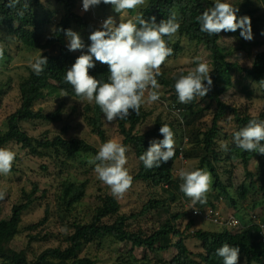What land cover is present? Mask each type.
Wrapping results in <instances>:
<instances>
[{"label": "rangeland", "instance_id": "374dc122", "mask_svg": "<svg viewBox=\"0 0 264 264\" xmlns=\"http://www.w3.org/2000/svg\"><path fill=\"white\" fill-rule=\"evenodd\" d=\"M228 2L237 7L238 12L248 9L255 12L256 26L255 30L252 31L253 39L251 41H246L240 36V29L235 32L222 31L220 33V46L231 52L229 62L236 63L241 68L249 69L252 67L255 56L264 51V4L261 0H228ZM146 5L147 0L144 6L120 14L116 13L111 5H108L105 9L96 6L85 12L82 10V0H77L74 12L87 19L96 29L109 16H112L118 24L120 18L127 21L136 15H140ZM41 6L38 12L39 19L44 20L46 18L48 22L42 28L46 41L54 33L65 11L64 7L55 0H42ZM72 30L80 34L85 48H87L91 43L89 35L93 30L81 29L76 25L72 26ZM0 36L1 45L6 51L3 59H0V93H3L0 98L1 134L7 131L8 118L21 106L20 85L29 76L31 70L29 60L40 55L41 50H32L25 47L12 37L5 27L0 30ZM171 41L173 45L178 44L180 49L176 53L173 51L161 67V74H165L166 78L179 74L181 70L187 72L188 69L195 67L193 60L196 56L207 60L212 68L210 54L204 46L191 42L178 33L171 37ZM66 43H68L67 38ZM58 51V48H56L41 51V53L42 55L44 53L56 55ZM74 52L77 53L79 50ZM233 83L234 85L230 91L223 96V102L251 117H257L264 112V86L252 83L242 72L238 71L233 73ZM159 91L161 93L159 101L143 105L144 110L149 113V117L145 123L138 127L137 134H144L154 129L156 120L161 118L164 122H174L178 126L177 135H174L175 147L183 146L185 151L193 150L192 133L198 130L202 133L206 132L212 126L216 107L210 106L208 100L198 97V109H206L204 114L192 119L189 125L184 123L185 128L179 129L176 120L178 119V112L174 115L171 110L178 105L182 115L184 110L181 106L187 104L179 102L175 104L172 97L174 93L168 88L161 86ZM61 96L62 92L49 95L35 106L36 111L42 110L44 113H54L59 108L62 109L61 122H24L21 123L22 129L36 140L44 138L52 140L57 136H61L65 140H83L98 150L103 142L94 134L93 128L88 124V117L92 116V113L86 112L85 109L86 106L92 107L94 103L79 102L69 96ZM208 106H210L209 109H207ZM196 110L195 108L194 112ZM102 123L107 140L115 139L121 143L123 142L117 120L108 123L103 115ZM219 127L220 135L216 141V153L219 155L220 161L218 163L214 162V165L222 183L228 186L230 196L237 202L238 210L234 208L231 200L226 199L218 190L213 188V178L208 197L214 208L207 206L205 209H216L223 218L232 215L242 224L252 219L264 223V203L259 208L254 209L256 202H264V194L260 190L261 184L258 182L256 185L257 191L250 192L245 201H240L238 188L245 182L246 173L240 162L227 159L228 151L234 144L233 134L239 127L234 115L228 113L219 123ZM182 133H184V136ZM182 137L184 139L188 138L189 141L186 142L187 139H183L182 144ZM224 145H227V150L223 147ZM6 147L16 153L12 165L15 171L0 174V191L5 193L4 198L1 199L3 209L1 218H10L12 208L15 205L25 203V195L31 194L35 189V185L38 187L35 198H39L23 214L20 234L12 241L10 248L18 253L24 251L30 262L36 261L48 249H67L70 245L68 238L74 232L73 225L90 223L97 209L103 205L105 197L113 196L110 188L97 178L94 171L95 165L89 163L90 158L94 156L79 155L76 159H64V161L62 156L57 158L51 152H47L49 157L45 158L33 156L27 149L16 143H11ZM126 156L128 161L126 167L129 169L130 174L135 177L139 172L140 162L132 149L127 150ZM201 156L199 153L198 157L179 159L174 166L175 180H180L178 175L180 169L199 167ZM258 166L259 161L253 159L249 166V172L257 173ZM65 182L74 183L77 186L86 185L85 198L70 211H67L62 199V185ZM245 184L248 185L249 183L246 182ZM115 198L121 205L120 213L125 215L140 213L143 206L154 198L168 201L169 208L167 211L151 212L130 222L132 230L142 229L147 235H151L160 226L168 222L171 215L186 214V218L178 221L176 225L177 229L186 238L185 242L189 251L193 254V259L197 261H200L198 256L203 254L204 251L201 243L191 238L190 234L198 230L206 232H221L224 230L222 226L214 225L202 217H197L195 210L201 211L202 209L196 203L193 204L180 191V184L176 182L170 186L155 188L147 183L137 181L122 197ZM47 210H49L47 223L35 231L27 230L31 224L42 221ZM254 216H256V219H254ZM190 220L194 221V227L191 228V231L187 230V224ZM112 221L110 219L106 220L108 223ZM35 237L38 238L37 241H33L32 238ZM131 250V245L119 243L113 238H107L85 245L79 257H89L102 264H160L158 263L160 260L170 261L177 254L175 249L161 254H153L138 248ZM0 264L7 263L0 260ZM238 264H246V261L241 259Z\"/></svg>", "mask_w": 264, "mask_h": 264}, {"label": "trees", "instance_id": "16d2710c", "mask_svg": "<svg viewBox=\"0 0 264 264\" xmlns=\"http://www.w3.org/2000/svg\"><path fill=\"white\" fill-rule=\"evenodd\" d=\"M41 1L15 0L13 3V0H0V30L5 27L12 37L29 49L47 51L58 48L59 50L56 55L44 53L43 56L47 57L48 63L44 66L43 72L37 76L31 69L28 78L21 83V106L8 118L7 131L0 134V147L16 143L27 149L31 155L41 158L49 157L47 152L54 153L57 158L62 156L63 160L76 159L79 155L95 156L98 150L83 140H65L61 136H57L52 140L47 138L36 140L30 137L21 127V123L24 122L59 123L62 121V109L60 108L54 113H44L42 110H35V106L49 95L66 91L69 97L79 100L72 86L64 81V76L66 75V70L81 55V50L75 53L67 49L66 36L63 30L72 29L74 25L89 31L95 29L87 19L80 17L74 12L77 0H55L64 7L65 14L57 24L54 33L45 41L42 28L48 22L46 18L44 20L39 19L38 12L42 7ZM261 1L264 4V0ZM107 6L104 3L99 5L102 9ZM212 6L213 0H147V5L140 14V16L149 21H151L152 17H155L157 23L163 19L167 20L171 15L175 14L176 19L180 22V28L177 33L188 38L191 42L204 46L210 54L213 70L210 75L213 85L203 98L209 101L210 106H215L216 110L212 126L206 132L202 133L198 130L192 133L193 150L185 151L183 146L175 147V155L172 160L162 163L159 168L148 169L139 159L140 155L148 149L150 141L163 139L162 134L159 132L162 124L167 123L175 135H177L178 126L174 122L168 123L158 118L154 129L144 134H137L138 127L145 123L149 117V113L144 110L143 106L138 115L132 112L126 119H117V122L119 133L123 137L122 144L127 147V150L132 149L140 162L139 172L133 177V183L141 181L155 188L170 186L174 182L181 184L182 181L175 180L174 177L175 163L180 159L181 155L183 158H191L198 157L200 153L202 156L199 168H204L211 173L214 179L213 188L218 190L226 199L231 200L232 205L237 209V202L230 196L228 186L222 183L214 165V162L218 163L220 161V157L216 153V141L220 135L219 123L228 113H231L235 117L239 130L250 119L264 120V112L257 117H251L227 105L222 98L234 85L233 73L235 71L242 72L252 83L264 86V51L255 56L252 67L249 69L241 68L238 64L229 62L231 52L224 50L220 46V33L210 36L201 32L200 22L196 19L205 9ZM237 15L238 17L249 16L251 18L252 31L255 30L256 19L253 10H243L238 12ZM164 39L175 53L179 51V45H173L171 38L166 36ZM1 42L0 36V47H2ZM82 51L87 52V48ZM5 53L6 51L4 50ZM89 72L90 75L97 79L107 82L109 76L107 65L95 62V67L90 69ZM184 73L186 74L187 72ZM177 76L178 74H175L171 78H166L165 74H161L157 77L162 87L168 88L174 93L172 97L175 104L179 102L174 88ZM2 95L3 93H0V98ZM177 107L179 109L180 106L177 105ZM181 107L184 112H182V115L180 113L178 117H182V120L176 119L179 129L185 128L184 123L189 125L192 119L204 114L206 110L198 109V97L186 106L182 105ZM195 108L197 110L194 112ZM85 109L86 112L92 113V116L88 117V124L93 128L94 134L99 137L101 142H106V132L102 123L103 113L99 106L94 104L92 107L86 106ZM171 112L173 113V110ZM182 134L184 136V133ZM183 139L184 137L181 139L182 144L185 139H187L186 142L189 141L188 138ZM227 159L233 162H240L246 173L245 182L238 188L240 201H245L250 192L257 191L256 185L258 182L261 184L260 190L264 194V155L243 151L233 144L228 151ZM253 159L259 161L258 170L255 174L249 172V166ZM14 171L15 169L12 167L10 172ZM246 182L249 184H245ZM62 187V199L67 211H70L85 198V184L77 186L74 183L65 182ZM37 193L38 187L35 185L32 193L25 195V203L15 205L12 208V214L8 219L1 218L3 209L0 199V260L7 264H102L89 257L80 258L79 255L85 245L107 238H113L119 243L131 245V251L136 248L144 249L153 254L167 253L171 249L177 251L173 259L170 261L160 260L158 262L160 264H223V260L216 254V250L224 243L240 248L239 261L244 259L246 264H264V247L260 243V228L253 223V220L243 223L241 227L234 229L224 228L221 232L201 230L192 232L190 234L191 238L200 242L204 251L203 254L198 256L200 261H197L193 259V254L186 245V238L177 229L176 225L178 221L186 218V214L171 215V219L168 222L160 226L151 235H147L142 229L138 231L132 230L130 222L151 212L167 211L169 208L168 201L154 198L143 206L140 213L125 215L120 213L121 205L114 196L105 197L103 205L97 209L90 223L73 225L74 232L68 238L70 245L67 249H48L36 261L30 262L24 251L18 253L10 248V244L20 234L23 214L39 199L35 198ZM263 203L256 202L254 209L259 208ZM196 205L202 209L201 211H205L207 206L214 208L208 193L206 202H197ZM48 215L49 210H47L46 216L42 221L37 224H31L27 230L35 231L43 227L48 221ZM107 219L113 221L108 223L106 222ZM193 227L194 221L190 220L187 224V230L191 231ZM32 239L37 241L38 238ZM174 240L176 241L174 242Z\"/></svg>", "mask_w": 264, "mask_h": 264}, {"label": "clouds", "instance_id": "9594fccd", "mask_svg": "<svg viewBox=\"0 0 264 264\" xmlns=\"http://www.w3.org/2000/svg\"><path fill=\"white\" fill-rule=\"evenodd\" d=\"M15 0H13V3ZM101 3L113 6L116 13L136 10L146 4V0H82V10L99 6ZM10 6H12L10 4ZM239 9L228 0H213V6L205 9L196 19L200 22V31L208 35H218L222 31L235 32L240 29V36L246 41L253 39L251 18L247 15L238 17ZM22 14V13H21ZM139 25V26H138ZM180 28L175 14L167 20L156 22L136 15L127 21L116 20L109 16L89 35L90 45L87 52L82 51L85 44L80 34L72 29H65L67 49L81 50L75 62L66 70L64 81L72 86L79 102L94 103L99 106L108 123L126 119L132 112L137 115L145 104L160 100L161 85L157 77L161 75V67L173 53L164 37L171 38ZM4 57V49L0 47V59ZM95 62L108 66V79L103 82L89 70ZM48 63L47 57L40 55L30 58L29 66L39 76ZM195 67L185 74L180 71L175 78V93L179 103L189 104L196 97L203 98L210 91L213 71L207 60L196 56ZM206 82V83H205ZM69 96L62 92V96ZM175 115V113H174ZM182 120V117H178ZM162 140L153 139L149 147L139 159L148 169L159 168L175 155V139L172 128L164 123L159 129ZM234 144L246 152L264 155V120L256 118L233 134ZM227 150V145L223 146ZM127 147L115 139H109L99 146L96 155L89 163L95 165L97 178L111 190L114 197H122L133 184L127 164ZM16 153L8 147H0V174L11 171ZM182 181L180 191L193 204L206 202V195L211 190L212 176L204 168H182L179 170ZM0 191V199L4 198ZM223 264H238L240 248L224 243L216 250Z\"/></svg>", "mask_w": 264, "mask_h": 264}, {"label": "built area", "instance_id": "2783aa9c", "mask_svg": "<svg viewBox=\"0 0 264 264\" xmlns=\"http://www.w3.org/2000/svg\"><path fill=\"white\" fill-rule=\"evenodd\" d=\"M173 112H178V115L181 113L180 109H177L175 106L173 107ZM180 160H183L182 155L180 156ZM195 215L197 217H202L204 220L214 225L222 226L223 228L234 229L242 226V223L234 216L231 215L228 218H223V216L216 209H208L205 211L195 210ZM254 219H256V216H254ZM253 223L258 225L260 228V243L264 247V223L259 220L253 221Z\"/></svg>", "mask_w": 264, "mask_h": 264}]
</instances>
